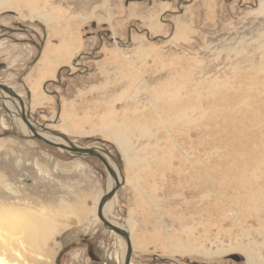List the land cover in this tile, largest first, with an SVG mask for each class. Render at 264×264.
Segmentation results:
<instances>
[{"label":"rangeland","instance_id":"obj_1","mask_svg":"<svg viewBox=\"0 0 264 264\" xmlns=\"http://www.w3.org/2000/svg\"><path fill=\"white\" fill-rule=\"evenodd\" d=\"M261 1L50 0L63 18H90H70L78 46L72 60L79 66L74 72L58 69L54 80L43 84L50 100L33 111L24 104L25 79L45 43L56 45L57 39H47L48 28L36 20L10 12L0 16V84L21 95L32 127L107 152L119 167L125 182L108 216L144 245L143 252L132 250L130 264H246L243 254L230 249L263 247V233L257 231L264 224V101H258L264 100V9L256 11ZM160 2L167 6L154 16L160 28L148 31L147 18ZM56 28L62 29L60 22ZM150 47L154 51L141 54ZM123 58L137 69L130 80L115 75L112 63ZM104 70L109 85L89 90L104 83ZM180 95L185 106L200 100L207 116L196 125L162 116L157 126L152 106L169 112ZM214 104L232 109L229 116L215 117ZM129 117L155 126L143 139L127 134V156L140 159L134 165H126L106 131H90ZM193 160L195 167L204 166V177L190 175ZM226 167L231 171L224 175ZM107 176L95 157H77L16 132L0 104V207L26 209L56 230L40 245L36 257L45 261L36 259L38 264H96L84 247L69 248L82 239H91L101 264H117L118 238L95 218ZM213 180L218 187L206 196L199 187ZM233 183L240 185L229 187ZM226 193L233 199L229 205ZM15 219H0L2 235L20 232L12 227L20 223ZM178 241L189 249L172 252L169 247ZM222 250L227 251L217 253ZM258 251L264 255V248Z\"/></svg>","mask_w":264,"mask_h":264},{"label":"bare ground","instance_id":"obj_2","mask_svg":"<svg viewBox=\"0 0 264 264\" xmlns=\"http://www.w3.org/2000/svg\"><path fill=\"white\" fill-rule=\"evenodd\" d=\"M51 5L52 4L50 3V0H0V16L6 14L7 12H10V13L17 15L18 17H21L22 20H26V19L31 20V21L36 20L40 22L41 24H43L44 26H46V28H48L47 39L49 40L54 39V38L57 39L56 45H50L48 43H45V45L43 46L44 48L41 50V53L39 54L40 56L38 57L36 62L33 64L32 69L30 70L29 74L27 75L25 79V84L27 86L26 89L28 92V99L26 102L24 101V99L23 101H24V104L28 106V108L31 111H33L34 108H38L41 105V103L47 102L50 100L49 95L44 90L45 86L43 84L46 83V81H53L58 69L68 67L69 70L74 72L75 69L78 68L79 66L77 65V63L75 64L72 60L73 53L76 51L78 46H77V41L73 39V34L71 33V30H76L77 27L76 26L72 27V23H69L70 18L81 19L82 22L90 18V15H86L83 17L71 16V17L63 18L55 11V9H52ZM99 7L103 8L101 6ZM166 9H167V6L165 2H160L159 9L153 11L151 15H149V17L147 18L148 31H151L154 27L160 28V26L157 25L156 21L153 22V20L155 19L154 16L155 14H157L156 17L158 18L159 15L167 11ZM258 9L259 11L260 9L261 10L264 9V0L258 3L256 11H258ZM105 12H107V14L110 15L107 9H105ZM58 22H60V26L62 27L61 30L59 28H56V24ZM179 38L180 40L183 38L185 39V37H179ZM153 49H154L153 47L141 49V52H142L141 54L146 56L148 53L152 52ZM112 64L115 66V72H116L115 75H118L119 76L118 78H127L126 80H130L132 76L134 75V72L137 70L134 64L129 62V59L123 58L122 62L114 61ZM124 65H126V67L128 68L127 72H124L123 70ZM103 77H104V83H102V85L91 86L89 90H101V89H104V87H106L107 85H109V82L107 80L108 79L107 71L104 72ZM261 88H262V85H261ZM9 89H10L9 93H5L0 90V104L4 106L5 109L7 110V113L10 117L11 124L14 130L18 133L26 135L28 138L29 137L32 138L31 132L27 129L26 125L21 122V119L19 117L21 107L19 108L20 105L18 104V100L12 97V95H10L11 93H14V92L11 90V87H9ZM14 94L17 95L18 99L20 100L19 102L23 108V103L21 101V95L18 93H14ZM79 94H81V92H78V95ZM183 97L184 96L180 95L177 97L178 98L177 103H171L172 110H170L169 112L164 109H162V111H157L155 106L154 105L152 106L155 109V112L151 113V115L155 118V122L157 126L160 122L159 119L162 116L169 117L170 119L173 120L174 124H178V125L181 123L183 125H189L191 123H194V125H196L201 121V119L207 116V110L202 108L200 100L197 101L196 105L185 106L183 105ZM169 98L172 100L173 95L170 94ZM258 101L260 103H263L264 100L258 99ZM242 102H244V99ZM248 103H250V101ZM244 104H246V102H244ZM214 106L215 107L212 111H214L213 115L215 117H218L219 115L227 117L230 114V110H232V109L226 108V109H223L225 110L224 112L220 106H216L215 104ZM65 107H66V104H63L61 106L62 109ZM66 120L67 118L65 119V121ZM29 124H30V120H29ZM75 127L77 128L78 126L75 125ZM154 127L155 126L146 125L145 123L141 124L140 122H138V120H136V118L129 117L121 125H117L115 123L111 125L105 124L101 127L100 126L91 127L90 131H104V132L106 131L110 135L112 140L116 143L117 148L121 152L123 158L127 160L126 165H134L138 163L140 159L137 157V155L127 156L128 149L130 148V142H131V140L127 138V134L131 133L133 136L136 135L139 139H143L144 137H147L150 134H152L151 130ZM196 129H199V127L196 126ZM35 132L46 141L54 142L57 145L68 146V142H65L62 139V135L60 134L55 136V135H52V133L49 130L45 132L37 127L35 128ZM89 148H93V147H89ZM212 153L214 155V153L216 152L212 150ZM102 156L105 160H108V163L110 164V167L113 170L114 177L116 176L115 178L118 179L121 185H123L125 182V179L120 169L118 168V166L115 165L114 162L106 155H102ZM142 161L143 160H141V162ZM196 164L197 163L195 162V160L190 161V165L194 167V170L190 172V175L194 177H198L199 175H202V177H204V174H205L204 166L195 167ZM228 170L231 171V168L230 169L228 167H226V169L224 168L223 171L225 173L223 174L224 175L229 174ZM105 171L107 172V175H108L107 179L109 183L106 187L107 190H105L103 194L108 192L114 186V179H112L111 175L108 173L107 170ZM230 174H234V173H230ZM215 178L218 181L219 179L221 180V174L219 176H216ZM229 185H230L229 187L231 188H234V187L238 188L240 183H233ZM213 186L218 187V184L215 182V180H213V183L212 181H209L207 186L200 185L199 189L201 191L207 190L206 191V196H207L211 191H214ZM221 188H226V186L221 187ZM221 188H218V190H220ZM115 192L116 190L112 194V197L110 196V199H108L106 203L103 205L101 216L106 221L108 220L113 226L123 229L119 227L121 225H119L118 222L110 221L109 220L110 217L108 216V210L111 206V203L113 202V199H114L113 196L115 195ZM240 192L243 193L242 191ZM240 192H237L236 195L240 194ZM103 194L101 195V197L103 196ZM227 197H230V195L226 193L224 201L229 205L233 199L228 198L227 200L226 199ZM2 208L0 207L1 209L0 219L11 221L12 219L17 220L15 218H18V221L20 220L19 221L20 223H17V225L14 223L15 226L12 225V227L15 228L17 226V231H20V232H17L14 234L12 230L11 231L7 230L9 231V233L11 232L14 234L11 236L12 238L11 240L6 239L7 237H9L11 233L8 235V233L6 232L8 236L2 235L0 233V264H11V263L12 264H33L35 261H36V264H38L37 260H40L41 258H43L41 257L37 259L38 257L37 255L40 253V245L43 244V242L47 240V238L51 237V235L56 232V230L53 228V224L45 221L44 219H42L41 217L37 215H33L29 213L28 211H26V209H23V208H16L17 210H13L11 212L8 211L7 209L2 210ZM96 210H97V207H96ZM95 216H96V213H95ZM95 218L97 219V221H100V223L103 226L102 221L97 217ZM3 220H2V223H3ZM1 224H0V228H1ZM2 230L4 229H1L0 231ZM108 231H111V230H108ZM257 231L263 233V238H262L263 242L261 243L263 247H260V248H264V224L263 225L260 224V227H258ZM117 238H118V243H119L118 247L120 251H119V256L116 258V261H117V264H123V260L125 257L124 255L125 241L118 236ZM129 238H130V245H131L132 250H135V251L137 250L140 252L144 251V245H142L141 242H135L130 236ZM260 248H258V250ZM169 249L172 252L183 253L189 248L185 246L184 247L181 246L180 242L178 241L176 244L171 245ZM227 250L218 251L217 253L222 254ZM230 250H234L236 252L243 254L246 260V264H264V255L258 250H256L255 252L251 250L250 248H248L247 246H243V245L235 247Z\"/></svg>","mask_w":264,"mask_h":264},{"label":"water","instance_id":"obj_3","mask_svg":"<svg viewBox=\"0 0 264 264\" xmlns=\"http://www.w3.org/2000/svg\"><path fill=\"white\" fill-rule=\"evenodd\" d=\"M135 1V0H132ZM0 90L5 92V93H9V88H7L6 86H3L0 84ZM10 95H12V97L16 98L18 100V104L21 107V111L19 113V117L21 119V122L23 124L26 125L27 129L31 132L32 138L41 141L42 143L46 144L47 146H52V147H56L64 152H69L71 153V155H75L77 157H86V156H91V157H95L98 160H100V162L102 163L103 167L105 170L108 171V173L111 175L112 179H114V186L105 194H103V196L101 197L98 205H97V210H96V217L99 218L102 223H103V228L105 230H111L116 236L120 237L121 239H123L125 241V257L123 260V264H130V259H131V245H130V238L127 234V232L123 229H120L116 226H113L108 220L106 221L102 216H101V211H102V207L103 205L106 203V201L108 199H110V196L112 197V194L114 193L115 190H117L120 186L121 183H119L118 179H116L113 175V170L110 167V164L108 163V160H105L101 154H99L95 149L93 148H82L76 145H73L71 142L66 141V139L64 140L65 142H68V146H64V145H57L54 142L51 141H46L43 138H41L34 130V128L32 127V125L29 124V121L27 120V118H25V113H24V105L22 108V105L20 104V100L18 99L17 95L14 93H11ZM44 129V128H43ZM41 129V130H43ZM63 139V138H62ZM103 155H106L107 157H110L109 154H107V152L103 153ZM115 164V163H114ZM116 165V164H115ZM119 168V167H118ZM230 259L233 260H238L235 256L231 255L229 256Z\"/></svg>","mask_w":264,"mask_h":264},{"label":"flooded vegetation","instance_id":"obj_4","mask_svg":"<svg viewBox=\"0 0 264 264\" xmlns=\"http://www.w3.org/2000/svg\"><path fill=\"white\" fill-rule=\"evenodd\" d=\"M72 245H74V244H72ZM77 246V247H76ZM80 247H84V251L86 252V255L88 256V257H90V259L94 262V263H96V264H101L102 263V261H101V259L95 254V252L94 251H92V246H91V239H82L81 240V244L80 245H75L74 247H69V248H80ZM92 254H93V256H94V258H93V256H92ZM97 259V260H96ZM230 259V258H229ZM230 260H232V261H234V262H239V260H233V259H230Z\"/></svg>","mask_w":264,"mask_h":264},{"label":"crops","instance_id":"obj_5","mask_svg":"<svg viewBox=\"0 0 264 264\" xmlns=\"http://www.w3.org/2000/svg\"><path fill=\"white\" fill-rule=\"evenodd\" d=\"M102 195V194H101ZM101 195L99 196V199L97 200V203L99 202V200L101 199L100 197H101ZM97 203H96V206H97Z\"/></svg>","mask_w":264,"mask_h":264}]
</instances>
